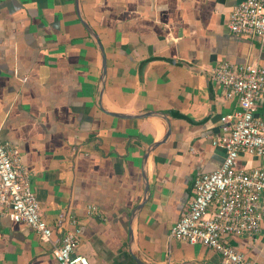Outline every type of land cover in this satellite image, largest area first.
Segmentation results:
<instances>
[{"label": "crops", "instance_id": "crops-1", "mask_svg": "<svg viewBox=\"0 0 264 264\" xmlns=\"http://www.w3.org/2000/svg\"><path fill=\"white\" fill-rule=\"evenodd\" d=\"M238 1L0 0V140L19 150L54 229L43 240L0 217V264H58V228L75 225L82 232L74 251L90 264H138L134 257L221 264L214 249L168 232L187 208L194 177L222 162L224 149L213 143L220 116L239 108L212 82L211 67L222 60L264 66V42L228 30ZM146 110L163 112L170 133L146 158L149 194L130 221L143 195L145 147L163 137L166 123L108 112ZM263 112L261 99L256 115ZM228 243L264 264V227Z\"/></svg>", "mask_w": 264, "mask_h": 264}, {"label": "built area", "instance_id": "built-area-1", "mask_svg": "<svg viewBox=\"0 0 264 264\" xmlns=\"http://www.w3.org/2000/svg\"><path fill=\"white\" fill-rule=\"evenodd\" d=\"M228 30L236 35L258 37L264 42V0H240L229 12ZM211 80L236 96L238 109L220 116V134L213 143L224 149L220 165L196 175L187 208L170 227L168 237L201 243L214 249L221 264H258L228 243L232 235H258L264 227V112L256 115L264 99V66L222 60L210 69ZM240 157L260 164L239 166ZM88 212L96 214V205ZM23 222L41 239L49 240L54 229L41 212L31 185L30 173L16 146L0 140V217ZM74 221V219H72ZM82 227L58 228L54 255L58 264H90L76 253Z\"/></svg>", "mask_w": 264, "mask_h": 264}, {"label": "water", "instance_id": "water-1", "mask_svg": "<svg viewBox=\"0 0 264 264\" xmlns=\"http://www.w3.org/2000/svg\"><path fill=\"white\" fill-rule=\"evenodd\" d=\"M84 25H85L86 29L88 30L89 34L91 36H93L94 38H96V35L91 30V28L85 23H84ZM99 90H100V92L103 90V79L100 82ZM108 113L111 114V115H114V116L126 117V118H140V117H146V116L154 115V116L161 117L166 123V130H165V133H164L163 137H161L157 141H152L151 143H149L145 147V150H144V153H143V156H142V165H141V174H142V181H143V195H142V199L140 200V202L131 210L130 217H129L130 221H131L137 215V213L139 212L142 204L145 202V200L147 199L148 194H149V187H148L147 175H146V158H147L148 154L157 145L165 142V140L168 138L169 133H170V122H169V119L166 117V115L163 112L156 111V110H146V111H140V112H137V113H116V112L115 113L114 112H108ZM131 244H132V235H131V226H129V245L131 246ZM134 259L136 260V262L138 264H144L140 260H138L137 258L134 257Z\"/></svg>", "mask_w": 264, "mask_h": 264}]
</instances>
